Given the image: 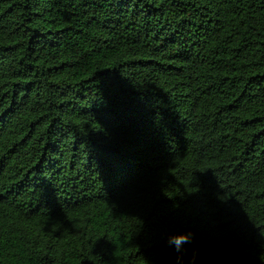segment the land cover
Masks as SVG:
<instances>
[{
    "label": "trees",
    "instance_id": "trees-1",
    "mask_svg": "<svg viewBox=\"0 0 264 264\" xmlns=\"http://www.w3.org/2000/svg\"><path fill=\"white\" fill-rule=\"evenodd\" d=\"M0 264H264V0H0Z\"/></svg>",
    "mask_w": 264,
    "mask_h": 264
},
{
    "label": "clouds",
    "instance_id": "clouds-1",
    "mask_svg": "<svg viewBox=\"0 0 264 264\" xmlns=\"http://www.w3.org/2000/svg\"><path fill=\"white\" fill-rule=\"evenodd\" d=\"M190 238V235L189 234H180V235H175V236H172L170 237L169 239V243L170 244H175L176 248H177V251L180 250L181 246L187 242Z\"/></svg>",
    "mask_w": 264,
    "mask_h": 264
}]
</instances>
